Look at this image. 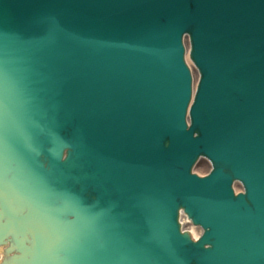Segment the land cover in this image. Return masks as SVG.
Listing matches in <instances>:
<instances>
[{"label": "water", "instance_id": "95a60500", "mask_svg": "<svg viewBox=\"0 0 264 264\" xmlns=\"http://www.w3.org/2000/svg\"><path fill=\"white\" fill-rule=\"evenodd\" d=\"M0 176L1 264H264V0H0Z\"/></svg>", "mask_w": 264, "mask_h": 264}, {"label": "bare ground", "instance_id": "6f19581e", "mask_svg": "<svg viewBox=\"0 0 264 264\" xmlns=\"http://www.w3.org/2000/svg\"><path fill=\"white\" fill-rule=\"evenodd\" d=\"M197 79H198V75L195 76V82H197ZM206 159H207V158H206ZM206 159H205V160H206ZM198 164H199V162H198ZM198 164L196 163V168H197ZM208 169H210V167H209ZM194 172H197L195 168H194ZM207 172H208V171H206V172H197V173H198V174H203V175H205V174H207ZM237 185H238V186H241L240 183H236V192L240 191V189H241V187L238 188ZM181 213H182L183 229H187L188 227H186V225H184V224H186V223L190 224L191 222H190V220L187 218V216L185 215V213H184L183 211H181ZM190 225H191V224H190ZM189 229H191V227H190ZM190 231L193 232V237H194V238H198V236L201 234L200 231L198 230V228H195V227H194V229H191ZM2 253H3V251H2V249H0V254H2ZM0 256H2V255H0ZM1 258H2V257H1Z\"/></svg>", "mask_w": 264, "mask_h": 264}, {"label": "rangeland", "instance_id": "374dc122", "mask_svg": "<svg viewBox=\"0 0 264 264\" xmlns=\"http://www.w3.org/2000/svg\"><path fill=\"white\" fill-rule=\"evenodd\" d=\"M190 65H192V67H193V69H194V74H195V68H194V65H193L191 62H190ZM209 167H210L209 162H208L207 160L204 159V160H202V161L199 162L197 168L195 167V169H196L197 172H206V171L209 170V169H208ZM237 187L240 188L238 185H237ZM184 225H186V227H190V224H188V223H186V224H184ZM198 230H200V229H198Z\"/></svg>", "mask_w": 264, "mask_h": 264}, {"label": "snow or ice", "instance_id": "6c2138e0", "mask_svg": "<svg viewBox=\"0 0 264 264\" xmlns=\"http://www.w3.org/2000/svg\"><path fill=\"white\" fill-rule=\"evenodd\" d=\"M3 190V178L0 176V192Z\"/></svg>", "mask_w": 264, "mask_h": 264}]
</instances>
